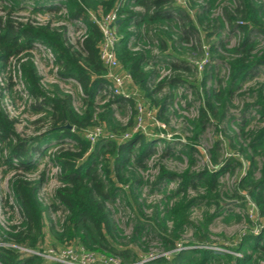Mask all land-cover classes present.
Listing matches in <instances>:
<instances>
[{"label":"trees","instance_id":"obj_1","mask_svg":"<svg viewBox=\"0 0 264 264\" xmlns=\"http://www.w3.org/2000/svg\"><path fill=\"white\" fill-rule=\"evenodd\" d=\"M24 1L6 0L5 8L11 11ZM187 1L186 6H181L173 0H32L35 13L64 10L63 17L58 19L82 23L84 34L75 43L69 41L64 25H52L51 21L14 22L8 16L0 21V66L10 58L16 60V71L32 101V109L44 112L43 119L49 124L45 131L21 137L16 132V120L1 107L4 89L0 87V165L14 172L9 189L19 214L18 224L11 225L9 230L0 227L3 241L8 243L0 244V264H62L23 250L43 252L48 247L54 248L53 251L72 247L77 254L93 253L94 264H105L103 262L110 261L111 256L120 257L124 264H264V228L254 233L253 226L249 225L232 239L223 241L212 240L209 229L212 220L223 215L226 209L220 177L225 173L234 174L235 170L237 181L230 198L242 199V205L250 199L255 204L256 217L264 218V82L247 88L250 102L243 104L238 130L231 128L233 119L227 116L242 84L253 79L258 68L264 67V47L258 48L257 40L264 38V0H235L233 7H224L222 15L214 18L212 13L222 0H203L192 17L189 12L194 6L193 0ZM113 10L116 18L112 28L119 36L116 57L119 71L129 76L125 83L128 98L108 93L104 77L106 66L99 57L102 33L94 19ZM182 17L187 19V29L178 23ZM210 22L218 23L220 28L227 24L230 30L238 28L241 33L239 41L231 48L224 43L202 48L208 58L217 54L223 59L226 76L218 78L213 66L207 68L209 63L206 62L200 65L199 76L188 80L183 75L189 70L184 64L187 59L181 58L182 64L163 63L162 68L167 66L172 74L152 82L153 76H159L157 55L153 54L152 46L157 47L158 55L173 56L177 44L185 42L187 33L203 34ZM170 25L180 32L177 38ZM150 34L155 38L149 39ZM36 44L50 51L59 77L72 80L78 86L82 100L79 110L72 104L71 95L56 84L47 87L42 84L28 53ZM218 50L224 51L226 56ZM208 76L213 80L210 86L206 85ZM180 84L192 87L198 100L197 116L187 119L192 134L187 138L189 142L182 144L177 157L185 156L187 167L177 173L160 166L154 185L165 183L159 190L163 195L162 208L157 204L153 215L138 218L130 243L136 247L121 245V230L108 205L121 195L131 209L136 208L141 213L146 203L140 201L144 181L138 170L146 168L145 161L153 154L158 141L165 144L164 153H170L171 149L166 137L151 134L159 129L146 125L135 132L132 130L150 109H155L156 119L167 123V100L174 98ZM165 86L168 93L160 96ZM100 92L101 97L110 98L103 105L96 103ZM113 105L120 109L128 107L125 124L113 115ZM249 108L258 117L259 124L255 127L250 126L254 117H246ZM209 122L226 138L228 152L219 161L218 135L209 149L212 168L194 170L193 144L198 142ZM67 124L70 128L65 126ZM224 124L228 131H233L231 135L219 128ZM95 127H100L102 135L91 143L86 134ZM128 133V138H122ZM50 143L53 151L46 147ZM36 155H48L58 171L59 185L47 203L39 196L44 171L35 179L26 176L39 169L40 163L34 159ZM171 182L176 185L168 191ZM201 205L205 207L201 217L191 219L192 209ZM50 211L61 212L56 221L48 218ZM232 218L239 220L240 216L226 212L223 217L226 221ZM147 225L154 228H146ZM188 228L192 234L190 239L184 240L182 236ZM143 231L156 233L164 254L142 260L146 255L138 254L136 242H140ZM214 245L220 249H211ZM140 251L147 253L146 248Z\"/></svg>","mask_w":264,"mask_h":264},{"label":"rangeland","instance_id":"obj_2","mask_svg":"<svg viewBox=\"0 0 264 264\" xmlns=\"http://www.w3.org/2000/svg\"><path fill=\"white\" fill-rule=\"evenodd\" d=\"M193 8L190 7V16L194 15L195 11L199 5L203 4V0H193ZM235 4V0H222L217 5V8L213 11L211 17L221 16L223 8H231ZM8 5L6 0H0V21L4 17L8 16L14 22H39L45 23L46 21H51L52 25H64L67 29V36L71 43H75L78 38H81L84 34V26L80 22H67L62 18L64 10H60L58 13L55 12H37L35 13L32 9V0H25L19 7L8 11L5 6ZM57 5V4H55ZM53 6V5H52ZM8 12V14H7ZM179 25L184 24L187 29V19L182 17L178 21ZM240 23V22H237ZM208 28H205L203 34L196 31H191L187 33L186 40L181 41L177 44V50H175L173 56H163L158 55L159 50L155 45L152 46L153 54L157 55L155 57V62H158V74L159 76H153L152 82H155L157 79L172 74L171 71L167 70V66L162 68L163 63L176 62L182 64L180 59H187V63H184L186 67L189 68L188 71H185L183 75L188 80H193L199 76V70L202 68L200 65L204 63H209L208 67L213 66V72L217 75L218 78L223 79L226 76V65L222 62V58H219L217 54H214L212 58H208L207 54L202 51L205 50L210 44H215L216 46L220 43H224L227 48H231L237 44L240 39L241 33L238 28H231L225 25L224 28H220L218 23L214 25L210 22L207 24ZM170 30L174 34V38H177L180 35V32L174 28L173 25H170ZM209 36H206L208 35ZM154 39L153 34L149 35V39ZM258 48L264 47V38L258 37ZM133 41V40H132ZM148 41V40H147ZM155 42V41H154ZM153 42V43H154ZM155 44V43H154ZM203 45V46H202ZM140 46V45H139ZM201 47V48H200ZM205 47V48H204ZM222 56H226L224 51L218 50ZM31 59L34 65L37 68V71L42 78V84L47 87L48 84H56L62 91L71 95L72 104L74 107L79 110L81 108L82 100L80 98V90L78 86L72 80L61 79L57 73V69L53 63V56L48 49L44 46L36 44L34 48L29 51ZM164 58V59H162ZM16 60L10 58L8 62L3 66H0V87L4 92L1 98V107L2 109L11 117L16 120L15 128L16 132L23 138L32 137L42 131H45L49 124L47 120H44V112L34 111L32 109V101L27 97L23 81L16 71ZM208 76L206 85L210 86L213 83V80ZM264 82V67L258 68L255 72L253 79L249 80L242 84L238 92L235 94L232 102V106L229 107L227 116L233 119L230 122V126L233 130H238L237 123L241 121L243 113V104L245 102H250L249 95L247 93V88L252 86L255 83ZM168 93V87L162 88L159 95ZM174 98L167 100L168 113H167V123L161 122L156 119L155 109L148 110L146 113L145 119H138L137 124L140 127L149 125L152 129L156 128L160 131L151 133L155 137H166L169 143H171L170 153H164L165 144L161 141L157 142V147L154 149L153 154L150 158L145 161V169H139L138 173L142 176L144 184L141 187V197L140 201H145L146 205L141 209V213L138 212L136 208L131 209L128 204H126L123 196L119 195L116 198L113 204L108 206L111 209L114 222L118 225L121 230V237L119 239L121 245H129L134 236V226L138 221V218H148L153 215L155 210V205H159L161 209L160 200L163 199L162 192L159 191L165 183L162 181L160 184L154 185V181L159 172L160 166H164L166 169L180 173L187 167V159L185 156L181 155L178 157L179 150L182 148V144L188 141V137L192 134V126L189 125L187 119H194L197 116L198 109V100L194 95V89L188 84L179 85L174 92ZM102 93L100 92L97 95L96 103L103 105L110 98L101 97ZM113 115L118 121L125 124L129 116V110L127 106L118 108L116 105H113ZM248 114L246 117H254L251 120L250 126H257L258 117L255 116V113L251 108H249ZM99 110V109H97ZM141 107V111H142ZM136 124V125H137ZM220 129L224 128L225 134L229 133L231 135L233 131H228L225 128V124L219 127ZM152 129L150 132H152ZM220 132L215 129V126L212 122H209L205 125L201 135L198 138V142L193 144L195 151L193 153L194 162L192 164V169L201 170L205 167L212 168L209 162V149L216 140V137L220 135L219 140V150L218 156L219 161L226 156L227 147L225 145L226 138L219 134ZM53 143V142H52ZM52 143L47 144L46 147L49 151H53ZM174 154V155H173ZM38 161L39 169L34 174H26V176L35 179L41 171H44V179L40 187L39 196L44 203H47L51 199L55 188L59 185L57 179V168L53 166L52 162L49 160L48 155L34 157ZM247 167V162L245 163V168ZM14 172L6 169L5 166L0 165V227L4 230H9V227L13 224H18L19 214L17 213L16 207L13 205V199L9 189V180ZM237 170L234 174L225 173L220 177V191L226 193L224 195L221 193V197L224 205L226 206L223 215L216 216L210 224V232L212 240L223 241L225 239L229 240L235 237L240 231L246 229L249 225L253 226V232L255 233L258 226L264 225V218L249 216V210L252 209L251 200L246 199L245 205H242V199H231V189L234 187L237 181ZM176 183L171 182L168 184V191L174 189ZM245 193V192H244ZM193 194V193H192ZM242 196V192L240 194ZM12 205V208L10 207ZM205 207L203 205L199 207H194L192 209L191 219H198L201 217V213ZM212 211V210H210ZM226 212H232L240 216V219L235 218L224 220L223 217ZM61 212H49L48 218L56 221L60 216ZM250 220L251 223L247 221ZM48 220L46 219V222ZM149 222V221H148ZM146 228H154V226L147 225ZM148 232V230L146 229ZM143 231L140 238V242L137 245L139 246L140 255H146L142 260H146L148 257L158 256L159 254H164L162 252L160 242L156 233L153 231L147 233ZM192 231L190 228L186 229L182 238L184 240L190 239ZM3 236H1L0 231V244L6 245L7 242L3 241ZM68 246V245H67ZM71 246V245H69ZM136 247V246H135ZM211 247H216L211 246ZM45 249V247H43ZM60 248V247H59ZM71 248L75 254H77L72 247ZM146 248L147 253H143L142 249ZM219 248V247H218ZM54 249L52 247L46 248V251L40 252L44 255H48V251ZM220 249V248H219ZM55 250V249H54ZM62 250L55 251L59 253ZM39 252V251H38ZM61 254V253H60ZM58 254V257L60 256ZM103 254V253H102ZM56 255V254H54ZM104 255V254H103ZM111 259L116 262V264H124L122 259L118 256H111Z\"/></svg>","mask_w":264,"mask_h":264},{"label":"built area","instance_id":"obj_3","mask_svg":"<svg viewBox=\"0 0 264 264\" xmlns=\"http://www.w3.org/2000/svg\"><path fill=\"white\" fill-rule=\"evenodd\" d=\"M173 1L181 6H186L188 3L187 0H173ZM115 18H116V12L115 10H113L112 12L102 16L100 19H94L95 23L97 24L99 30L102 33V40L98 48L99 57L100 60L103 62V64L106 66V73L104 77L107 80L106 89L108 93L114 96L116 95L119 97L128 98L130 94L125 90V83L128 81L129 76L128 74L119 71L120 64L116 57L115 49L119 36L116 33L115 29L112 28V23L114 22ZM139 110L141 111V107L139 108ZM138 128H142V127H140V125L137 124L133 128L132 132H135ZM101 135L102 133L100 127H95L86 134V137L90 140L91 143H93L99 137H101ZM129 136L130 133L124 134L122 138H128ZM250 204L252 205V209L249 210L248 215L254 217L256 215L255 214L256 207L252 201ZM258 228H264V225L258 226L256 232L258 231ZM210 248L219 250L218 247L215 248L210 247ZM23 250L26 252H31L37 255H41L49 260L56 261L62 264H94L95 262L93 253L82 251L81 254H75L73 251H71L72 250L71 248L63 249L59 253H56L55 251L49 249L48 255H44L38 251L25 250V249ZM58 254H60L59 257ZM110 262L111 264H116V262L113 261V259H110V261L103 263L110 264Z\"/></svg>","mask_w":264,"mask_h":264},{"label":"water","instance_id":"obj_4","mask_svg":"<svg viewBox=\"0 0 264 264\" xmlns=\"http://www.w3.org/2000/svg\"><path fill=\"white\" fill-rule=\"evenodd\" d=\"M66 127H68V128H70V126L67 124V125H65Z\"/></svg>","mask_w":264,"mask_h":264}]
</instances>
